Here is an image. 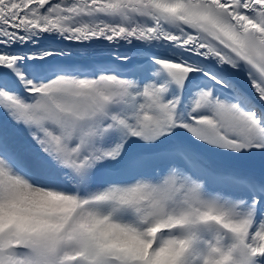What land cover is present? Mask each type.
Instances as JSON below:
<instances>
[{
  "label": "snow or ice",
  "instance_id": "obj_1",
  "mask_svg": "<svg viewBox=\"0 0 264 264\" xmlns=\"http://www.w3.org/2000/svg\"><path fill=\"white\" fill-rule=\"evenodd\" d=\"M0 264H264V0H0Z\"/></svg>",
  "mask_w": 264,
  "mask_h": 264
}]
</instances>
